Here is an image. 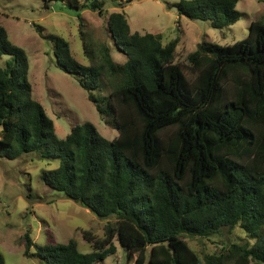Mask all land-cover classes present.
<instances>
[{
  "label": "trees",
  "instance_id": "obj_1",
  "mask_svg": "<svg viewBox=\"0 0 264 264\" xmlns=\"http://www.w3.org/2000/svg\"><path fill=\"white\" fill-rule=\"evenodd\" d=\"M63 1L99 16L108 2ZM135 1L113 0L121 9ZM240 1L180 0L168 8L223 30L241 18ZM107 26L125 63L103 45V65L85 66L65 38L54 43L57 67L78 80L118 131L113 141L91 122L58 137L33 97L27 53L0 26V57L13 58L0 68V158L37 153L58 160L57 168L42 172L45 185L100 219H112L103 239L84 231L89 253L73 239L37 244L28 230L24 255L41 264H103L117 253L118 241L132 264H264V22H252L248 37L234 45L204 38L186 62H177L180 38L165 43L162 35L133 34L118 12ZM105 69L114 85L99 97L94 92L107 89ZM237 227L253 243L200 254L184 237L210 239ZM0 264H6L1 251Z\"/></svg>",
  "mask_w": 264,
  "mask_h": 264
},
{
  "label": "rangeland",
  "instance_id": "obj_2",
  "mask_svg": "<svg viewBox=\"0 0 264 264\" xmlns=\"http://www.w3.org/2000/svg\"><path fill=\"white\" fill-rule=\"evenodd\" d=\"M107 1L105 15L99 16L91 10L78 12L68 8L63 0H0V26L7 30L12 43L27 53L33 97L43 105L61 139L73 127L86 122L94 124L107 140L113 141L119 133L103 120L78 80L57 67L54 43L57 36L69 42L73 56L82 65L102 66L103 45L111 48L117 63H125L127 57L116 48L107 26L110 14L124 13L133 34L162 35L165 43L180 38L177 62H186L204 38L222 46L234 45L248 37L252 22H264V0H241L237 6L241 18L223 30L213 28L211 21H191L180 16L176 9L168 8V4L180 0H139L124 9L115 7L113 0ZM82 23L84 36L92 46V60L85 54ZM12 59L8 55L0 57V68ZM104 79L107 89L94 92L99 97L108 96L113 87L110 84L114 85L106 69ZM58 165V160H43L37 153L22 154L14 160L0 158V251L6 264H41L24 255L23 237L28 230L37 244L68 243L73 239L83 253L92 251L84 231L92 232L97 239L105 237V226L112 219H100L43 182L42 172ZM184 237L200 254L218 252L235 243H253L239 227L210 239ZM115 244L117 253L103 264H132L120 243Z\"/></svg>",
  "mask_w": 264,
  "mask_h": 264
}]
</instances>
